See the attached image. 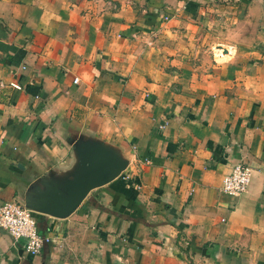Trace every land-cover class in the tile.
Returning a JSON list of instances; mask_svg holds the SVG:
<instances>
[{
  "label": "crops",
  "instance_id": "crops-1",
  "mask_svg": "<svg viewBox=\"0 0 264 264\" xmlns=\"http://www.w3.org/2000/svg\"><path fill=\"white\" fill-rule=\"evenodd\" d=\"M85 138L121 174L32 211L35 255L0 228V264H264V0H0V203Z\"/></svg>",
  "mask_w": 264,
  "mask_h": 264
},
{
  "label": "water",
  "instance_id": "water-1",
  "mask_svg": "<svg viewBox=\"0 0 264 264\" xmlns=\"http://www.w3.org/2000/svg\"><path fill=\"white\" fill-rule=\"evenodd\" d=\"M73 149L77 157L75 170L67 177H41L21 202L24 207L51 217H66L90 190L115 179L125 168L124 159L90 138L77 140Z\"/></svg>",
  "mask_w": 264,
  "mask_h": 264
},
{
  "label": "built area",
  "instance_id": "built-area-1",
  "mask_svg": "<svg viewBox=\"0 0 264 264\" xmlns=\"http://www.w3.org/2000/svg\"><path fill=\"white\" fill-rule=\"evenodd\" d=\"M77 79H73L76 82ZM10 86L19 88L16 83ZM250 179V169L241 163H235L221 179L220 189L228 195L244 192ZM0 228L4 229L14 241H22L25 251L30 255L39 252L42 236L39 234L34 214L15 200L0 203Z\"/></svg>",
  "mask_w": 264,
  "mask_h": 264
}]
</instances>
